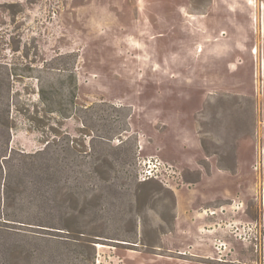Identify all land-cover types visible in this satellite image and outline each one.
Segmentation results:
<instances>
[{
    "label": "rangeland",
    "instance_id": "obj_1",
    "mask_svg": "<svg viewBox=\"0 0 264 264\" xmlns=\"http://www.w3.org/2000/svg\"><path fill=\"white\" fill-rule=\"evenodd\" d=\"M73 66L52 179L38 79ZM4 112L6 264H264V0H0ZM151 158L176 174L140 181Z\"/></svg>",
    "mask_w": 264,
    "mask_h": 264
},
{
    "label": "trees",
    "instance_id": "obj_2",
    "mask_svg": "<svg viewBox=\"0 0 264 264\" xmlns=\"http://www.w3.org/2000/svg\"><path fill=\"white\" fill-rule=\"evenodd\" d=\"M64 55H58L57 59H61ZM65 57H74L77 61V56L75 54H66ZM57 71L56 78L54 80H42L38 79V90L37 96L39 102L43 106V114L45 117L37 118L39 124L43 125L44 129H41L42 133H46L48 131L51 135L50 139L45 140L44 148L40 151L35 152L34 154L29 155L27 158L34 159L35 161L31 162L30 164L33 165L34 172L39 171L43 172L46 176L49 175V178H54L57 175V157H56V149L54 146L56 145V139L59 138L58 132L55 130L54 127H51L49 124H45V121L48 115H55L61 119H70L74 117L81 107L79 108L77 103V78L75 73V66L72 68H58L54 67ZM7 112H4L0 115L4 121L0 120V171L4 173V188L8 189L10 184V173L12 170V165H10L11 158H12V150L8 152L7 148V132H9L8 126V117ZM39 130V128H38ZM105 139H109L108 137H102ZM23 154V153H22ZM25 157V156H24ZM22 164L25 165L26 163L22 161ZM69 167H67L68 169ZM51 191H55L53 185H55L54 181H51ZM22 193V192H21ZM44 197L39 193V189L35 190L34 196H32V200H28L25 198L22 200L19 198L20 201H24L30 205L38 203ZM0 204V264L7 263L8 251L7 245H9L10 241H19V237H25V230L22 228H17L11 225L10 222H19V223H26L23 221H30L21 218L22 214L20 213L14 216H9L6 210H4V205L8 197L6 198L5 195L1 198ZM42 213V212H40ZM49 215V214H48ZM42 216V215H39ZM23 227V226H21Z\"/></svg>",
    "mask_w": 264,
    "mask_h": 264
},
{
    "label": "built area",
    "instance_id": "obj_3",
    "mask_svg": "<svg viewBox=\"0 0 264 264\" xmlns=\"http://www.w3.org/2000/svg\"><path fill=\"white\" fill-rule=\"evenodd\" d=\"M164 172V175H163ZM176 172L171 166H166L161 160L156 158L148 159L142 164V168L138 173L139 180L142 182L150 179L158 180L160 182H168L166 175H174Z\"/></svg>",
    "mask_w": 264,
    "mask_h": 264
},
{
    "label": "bare ground",
    "instance_id": "obj_4",
    "mask_svg": "<svg viewBox=\"0 0 264 264\" xmlns=\"http://www.w3.org/2000/svg\"><path fill=\"white\" fill-rule=\"evenodd\" d=\"M251 3V2H250Z\"/></svg>",
    "mask_w": 264,
    "mask_h": 264
}]
</instances>
